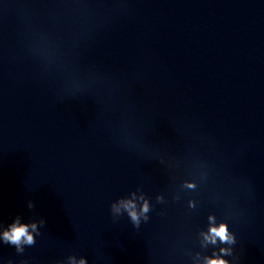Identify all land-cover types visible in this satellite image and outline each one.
Returning a JSON list of instances; mask_svg holds the SVG:
<instances>
[{
	"label": "water",
	"instance_id": "1",
	"mask_svg": "<svg viewBox=\"0 0 264 264\" xmlns=\"http://www.w3.org/2000/svg\"><path fill=\"white\" fill-rule=\"evenodd\" d=\"M17 215L46 223L0 264H264V0H0V231Z\"/></svg>",
	"mask_w": 264,
	"mask_h": 264
},
{
	"label": "clouds",
	"instance_id": "2",
	"mask_svg": "<svg viewBox=\"0 0 264 264\" xmlns=\"http://www.w3.org/2000/svg\"><path fill=\"white\" fill-rule=\"evenodd\" d=\"M28 208L33 209L34 203L32 201L28 202ZM125 212H127L128 217L130 218L132 224L139 228L140 225V215L138 214L136 210V205L132 200H126L124 198H119L115 202H113L110 206L111 213L113 215V219H116L114 216L115 214H120L121 209ZM149 211V208L147 204L143 206V208L140 210L141 213H147ZM145 221L148 220V217H144ZM209 219H213L212 217H209ZM46 223L44 218L39 219L38 221H32L29 223H22L21 217L17 215L11 223L7 225V227H3V230L0 231V240H2L5 244L14 245L15 249L18 253H23L24 248L22 245H34L35 244V238L33 236V233L35 236L40 235L39 227L43 226ZM2 227V226H0ZM210 236L206 237V239H210L213 244L216 243L217 238L221 243H235V237L234 235L229 234L228 226L221 223L218 227L213 226L209 229ZM221 253L225 255H230L231 253L226 251L225 249L220 250ZM214 258L208 259V264H226V261L223 259H219L216 257V254L213 253ZM87 260L85 257H82V259L79 261V264H86ZM8 264H11V261L8 262ZM22 264H26V262H22ZM71 264H76V261L73 259L71 261Z\"/></svg>",
	"mask_w": 264,
	"mask_h": 264
}]
</instances>
